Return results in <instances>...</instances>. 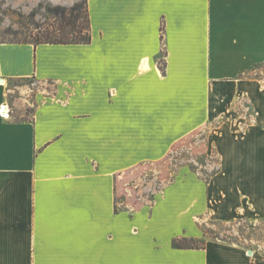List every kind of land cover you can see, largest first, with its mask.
Masks as SVG:
<instances>
[{"label":"crops","instance_id":"1","mask_svg":"<svg viewBox=\"0 0 264 264\" xmlns=\"http://www.w3.org/2000/svg\"><path fill=\"white\" fill-rule=\"evenodd\" d=\"M87 11L88 43L0 40V264H264V238L172 245L203 235L192 215L206 184L194 175L151 206L123 200L126 173L166 157L230 98L264 121V89L258 102L253 89L264 86L253 76L264 0H87ZM253 132L244 158L264 165V128ZM228 141L222 165L243 145ZM221 190L230 206L236 191Z\"/></svg>","mask_w":264,"mask_h":264},{"label":"rangeland","instance_id":"2","mask_svg":"<svg viewBox=\"0 0 264 264\" xmlns=\"http://www.w3.org/2000/svg\"><path fill=\"white\" fill-rule=\"evenodd\" d=\"M77 1L80 0H0V40L34 42L44 40L46 36L61 35L59 29L65 27L66 21L73 22L74 17L67 15L62 20L47 7L57 4L69 7ZM76 26V31L86 27L83 10L76 19ZM64 31L75 36V30L70 26H66ZM263 72L254 71V78H263ZM253 89L254 102H258L261 100L258 89H264V86H254ZM230 100L214 112L203 130L174 143L166 157L146 162L125 175L123 200L132 210L138 206L153 205L155 196L168 184L175 183L179 174L194 175L206 184L204 210L201 214L192 215L194 221L203 227V235L198 238L200 241L194 243L187 239L181 241L182 244H201L217 239L236 242L245 238H264V165L255 163L259 159L244 158V141L251 138L254 149L261 135L249 133L251 129L264 128V121L255 104L252 112L248 113L247 110L245 114L244 101L232 105ZM28 112L24 118L29 117ZM228 139L243 145L238 146L241 149L237 150V159L230 160L231 164L222 165L224 156L220 152V143L230 142ZM215 175H242L248 178L218 182ZM222 185H230L236 191L235 194L231 192L230 206L227 205L226 193L218 191ZM219 210L224 212L218 213Z\"/></svg>","mask_w":264,"mask_h":264},{"label":"trees","instance_id":"3","mask_svg":"<svg viewBox=\"0 0 264 264\" xmlns=\"http://www.w3.org/2000/svg\"><path fill=\"white\" fill-rule=\"evenodd\" d=\"M47 10L52 12L56 16H60L62 20L66 19L67 15H71L74 17L73 22L72 21H66V26H70L72 30L74 31V35H72L69 32H65V27H61L59 30L61 32V35L49 37L46 36L44 40H38V41H22V42H29L33 44L38 43H88L91 39L90 36V26H89V19H88V11H87V0H80L75 2L73 5L66 7L63 5H50L47 7ZM82 10L85 12V20H86V27L82 30L76 31V19L79 17V13L82 12ZM69 34H71V37H69ZM163 63V62H162ZM160 62V67L163 70V64ZM186 241L187 239L183 238V241ZM189 241L191 242H197L200 241L198 239L190 238ZM172 245L174 247H202L203 242L201 244H182L180 241H176L175 239L172 241Z\"/></svg>","mask_w":264,"mask_h":264},{"label":"built area","instance_id":"4","mask_svg":"<svg viewBox=\"0 0 264 264\" xmlns=\"http://www.w3.org/2000/svg\"><path fill=\"white\" fill-rule=\"evenodd\" d=\"M3 107H5V108H6V106H3V105H1V108H3Z\"/></svg>","mask_w":264,"mask_h":264},{"label":"bare ground","instance_id":"5","mask_svg":"<svg viewBox=\"0 0 264 264\" xmlns=\"http://www.w3.org/2000/svg\"><path fill=\"white\" fill-rule=\"evenodd\" d=\"M4 111V110H3Z\"/></svg>","mask_w":264,"mask_h":264}]
</instances>
